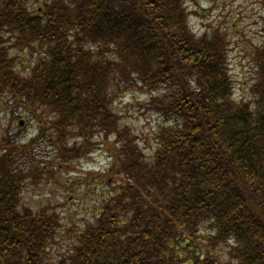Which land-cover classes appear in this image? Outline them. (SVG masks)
<instances>
[{"label": "trees", "instance_id": "1", "mask_svg": "<svg viewBox=\"0 0 264 264\" xmlns=\"http://www.w3.org/2000/svg\"><path fill=\"white\" fill-rule=\"evenodd\" d=\"M39 1L0 0V97L47 116L39 136L47 127L64 157L112 134L114 191L52 260L61 215L23 205V193L53 170L18 159L31 141L4 137L0 264H220V245L237 264H264V44L253 101L237 100L224 36L197 35L184 0ZM12 48L38 51L27 73ZM134 88L159 122L152 161L112 110L113 96Z\"/></svg>", "mask_w": 264, "mask_h": 264}, {"label": "rangeland", "instance_id": "2", "mask_svg": "<svg viewBox=\"0 0 264 264\" xmlns=\"http://www.w3.org/2000/svg\"><path fill=\"white\" fill-rule=\"evenodd\" d=\"M189 13V23L197 35L218 30L226 40L225 53L228 57L230 75L234 83L237 100L253 101L251 87L256 78L255 54L264 44V0H184ZM38 6L39 0H33ZM21 73H27L38 58V51L12 48ZM116 86L114 87V92ZM150 95L140 88L125 92L120 90L113 96L112 110L120 116L122 125L131 127L145 157L152 161L156 151L158 120L151 115ZM7 98L0 97V145L8 136L11 145H32L20 150L18 159L36 161L41 167L47 166L53 174L43 173L37 182H29L23 193V205L38 209L50 207L61 215L62 236L51 247L49 258L59 259L76 242L77 234L87 223L92 222L106 195L112 194L113 178L108 174V161L114 137L96 136L85 146L80 156L64 157L62 149L53 144L46 127L45 136H37L42 120L39 112L29 114L23 108L12 105ZM25 115H28L27 117ZM52 136V135H51ZM33 141V142H32ZM2 147V146H1ZM0 147V148H1ZM67 147H72L68 144ZM66 153H70L67 151ZM32 158V159H31ZM59 166V168H57ZM108 167V168H107ZM55 169V170H54ZM116 184L125 181L118 176ZM209 226L204 224L196 244L206 249ZM220 264H237L230 255V246L220 245L215 251Z\"/></svg>", "mask_w": 264, "mask_h": 264}]
</instances>
